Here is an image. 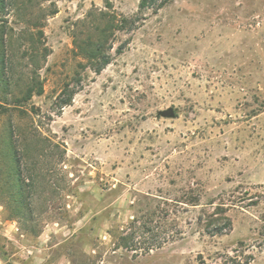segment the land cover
<instances>
[{
    "label": "rangeland",
    "instance_id": "374dc122",
    "mask_svg": "<svg viewBox=\"0 0 264 264\" xmlns=\"http://www.w3.org/2000/svg\"><path fill=\"white\" fill-rule=\"evenodd\" d=\"M140 2L17 0L7 17L12 74L44 93L0 108V264H264V0ZM112 16L136 23L96 74L75 36Z\"/></svg>",
    "mask_w": 264,
    "mask_h": 264
},
{
    "label": "trees",
    "instance_id": "16d2710c",
    "mask_svg": "<svg viewBox=\"0 0 264 264\" xmlns=\"http://www.w3.org/2000/svg\"><path fill=\"white\" fill-rule=\"evenodd\" d=\"M158 0H141L140 11H147L154 7ZM17 7V0H0V108L6 111L8 107L21 108L29 103L34 96H41L44 93L43 84L39 75L33 72L32 76L26 80L25 77L16 78L12 74L14 69V58L11 49L16 37L15 30L10 27L9 14ZM57 12H54V14ZM107 14L101 13V16ZM105 24L97 26L96 34L87 35L81 39L75 36L74 45L77 55L82 57L88 67L96 74H100L109 64H111L112 56L109 51L112 49L111 40L119 30L127 31L130 27L135 26V18H120L112 16L105 20ZM34 27L28 26L20 31L17 37L19 42L25 46L23 51L26 58V41H32ZM26 34H29L27 37ZM27 52L33 59L38 53L33 45L29 43ZM6 140L1 150L2 160L5 164L7 183L13 187V198L21 208L24 202L25 178L23 177V164L21 151L17 147L15 130L9 127L6 131ZM126 245L134 242V238L125 237ZM248 264V263H247Z\"/></svg>",
    "mask_w": 264,
    "mask_h": 264
},
{
    "label": "water",
    "instance_id": "95a60500",
    "mask_svg": "<svg viewBox=\"0 0 264 264\" xmlns=\"http://www.w3.org/2000/svg\"><path fill=\"white\" fill-rule=\"evenodd\" d=\"M164 116L165 117H172V116H174V111L168 110V111L164 112Z\"/></svg>",
    "mask_w": 264,
    "mask_h": 264
}]
</instances>
